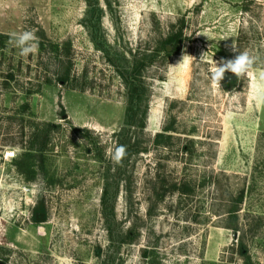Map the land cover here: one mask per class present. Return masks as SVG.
I'll return each instance as SVG.
<instances>
[{
    "label": "rangeland",
    "instance_id": "obj_1",
    "mask_svg": "<svg viewBox=\"0 0 264 264\" xmlns=\"http://www.w3.org/2000/svg\"><path fill=\"white\" fill-rule=\"evenodd\" d=\"M179 30L177 49L158 52ZM23 31L38 38L28 56L11 42ZM0 35V264H244L225 220L241 191L244 239L264 264V104L252 98L264 0H0ZM233 43L256 62L214 86ZM145 52L147 127L129 132L116 165L128 104L118 69ZM168 126V145H155Z\"/></svg>",
    "mask_w": 264,
    "mask_h": 264
},
{
    "label": "trees",
    "instance_id": "obj_2",
    "mask_svg": "<svg viewBox=\"0 0 264 264\" xmlns=\"http://www.w3.org/2000/svg\"><path fill=\"white\" fill-rule=\"evenodd\" d=\"M3 38V35H0V38ZM182 41V31L179 30L178 32H175L174 34L170 35L167 39H165L163 42L160 43V46L158 48V52L160 50H163L168 55L171 54V51L167 49V46L172 47V51H175L178 47V45ZM3 42H0V46H2ZM155 54L152 52H145L143 56L140 58L141 62L136 60V68H133L132 71H126L127 69H118L119 75L124 79V82L126 83L127 89H128V104L126 109V122L123 130L118 134L117 137V145H124L130 144L128 141V134L132 129H137L141 133H143L147 127V111H148V105L147 102L144 101L143 97L146 93V89L143 87V83L141 82L140 75L141 70L146 67L145 65L149 64L151 62L152 57H154ZM111 60V59H110ZM113 62V61H112ZM174 128L172 126H168L164 128L163 133H158L155 136L154 143L157 146L163 145L167 146L168 141L172 138L170 132H172ZM135 147V145H132ZM127 152L130 150L131 146H128ZM133 148V147H132ZM143 151H147L146 148L142 149ZM140 144L139 142L136 143V152H140ZM20 164V163H19ZM173 190H177L183 194H189L192 189L189 185H184V187L181 185L174 186ZM103 210L104 214L108 215V212H113L114 208V201L109 202L108 199V190L105 189L103 194ZM233 205L227 212L226 221H229L228 228L233 229L236 232L240 233V236L238 237L237 243L233 245V249H236L237 253L241 256L244 264H254L251 260L247 244L244 239V228L240 226V216H239V208L240 205L244 202V191H241L239 195L233 200ZM131 234V231L128 233ZM138 236L136 235V238ZM129 243L127 239H123L121 241V244ZM149 252L145 251L144 256L148 257Z\"/></svg>",
    "mask_w": 264,
    "mask_h": 264
},
{
    "label": "clouds",
    "instance_id": "obj_3",
    "mask_svg": "<svg viewBox=\"0 0 264 264\" xmlns=\"http://www.w3.org/2000/svg\"><path fill=\"white\" fill-rule=\"evenodd\" d=\"M11 42L20 50L21 56H28L38 48V38L33 31L13 33ZM229 47L233 52H238V54L233 59H222L219 64L216 63L211 73V80L214 86H220V81L224 78L226 72H231L238 78L249 74L256 62V58L247 50L238 51L234 43ZM258 79L259 83L252 98L257 104H264V71L259 73ZM126 155L127 149L124 145H118L113 150H110V158L116 165H121ZM5 186L6 178L0 176V188H4ZM12 204L11 200L7 202L6 206L9 210Z\"/></svg>",
    "mask_w": 264,
    "mask_h": 264
},
{
    "label": "water",
    "instance_id": "obj_4",
    "mask_svg": "<svg viewBox=\"0 0 264 264\" xmlns=\"http://www.w3.org/2000/svg\"><path fill=\"white\" fill-rule=\"evenodd\" d=\"M167 49L169 50V51H171V49H172V47L171 46H167ZM224 80H232V79H235V75L234 74H232L231 72H226L225 73V75H224V78H223Z\"/></svg>",
    "mask_w": 264,
    "mask_h": 264
},
{
    "label": "flooded vegetation",
    "instance_id": "obj_5",
    "mask_svg": "<svg viewBox=\"0 0 264 264\" xmlns=\"http://www.w3.org/2000/svg\"><path fill=\"white\" fill-rule=\"evenodd\" d=\"M36 218H38V217H37V214H35V219H36ZM36 220H37V219H36Z\"/></svg>",
    "mask_w": 264,
    "mask_h": 264
}]
</instances>
